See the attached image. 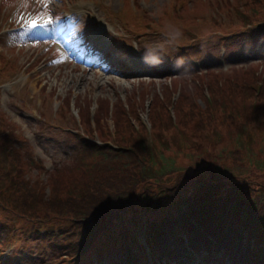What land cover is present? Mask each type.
Returning a JSON list of instances; mask_svg holds the SVG:
<instances>
[{"label":"rangeland","instance_id":"1","mask_svg":"<svg viewBox=\"0 0 264 264\" xmlns=\"http://www.w3.org/2000/svg\"><path fill=\"white\" fill-rule=\"evenodd\" d=\"M261 24L264 0H0V264H172L153 259L155 240L132 215L102 217L85 234L34 200L64 197L77 168L101 154L78 136L149 140L173 159L178 172L146 185H183L133 202L139 212L176 209L183 186L220 170L264 192ZM122 61L140 69L125 74ZM257 210L252 246L264 245ZM120 218L136 223L122 238L112 230ZM81 236L94 247L74 255Z\"/></svg>","mask_w":264,"mask_h":264},{"label":"trees","instance_id":"2","mask_svg":"<svg viewBox=\"0 0 264 264\" xmlns=\"http://www.w3.org/2000/svg\"><path fill=\"white\" fill-rule=\"evenodd\" d=\"M144 142L140 140L136 145L126 148L108 147L110 144L107 147H98L92 144L94 151L101 154L93 163L77 168L78 172L68 183V193L64 197L56 195L46 199L42 193L34 200L45 204L52 211L53 217L77 222L82 227L85 226V232H88L102 217L119 218L122 213L120 211L131 202H137L144 197L152 202L158 191L173 196L183 185L177 179L158 191H153L146 185L150 181L159 184L163 176H173L178 171L171 158H163L165 162L163 160L159 167L153 166L154 158L151 156L149 143ZM236 176L223 170L203 175L192 183L191 189L187 190L183 186L184 193L179 198L176 210L167 209L165 212L151 214L154 217H149L147 231L155 240L152 245L154 257L161 258L170 254L175 256V264H184L183 253L185 249L186 253L188 251L186 245L193 249L201 247L203 242L207 243L208 248L216 244L207 236L210 228H217L211 235H231L235 238V243L254 238L259 233L256 222L260 221L261 213L257 208L264 206V192L256 195L246 193L240 186L243 178ZM210 186H214V191L209 190ZM150 193L154 196L149 197ZM249 223L255 231L253 235L241 239L240 230L249 227ZM80 245L82 248L88 245L86 238L80 237L78 252L81 251ZM169 245H173L176 250L171 252ZM212 248L215 249V246ZM231 260L233 264H264V246H252L248 243L242 247L236 246L231 251ZM207 263L224 264V261L220 257L217 259L211 256Z\"/></svg>","mask_w":264,"mask_h":264},{"label":"snow or ice","instance_id":"3","mask_svg":"<svg viewBox=\"0 0 264 264\" xmlns=\"http://www.w3.org/2000/svg\"><path fill=\"white\" fill-rule=\"evenodd\" d=\"M31 23H32V26H35V21H32Z\"/></svg>","mask_w":264,"mask_h":264},{"label":"clouds","instance_id":"4","mask_svg":"<svg viewBox=\"0 0 264 264\" xmlns=\"http://www.w3.org/2000/svg\"><path fill=\"white\" fill-rule=\"evenodd\" d=\"M154 59H157V58L154 57Z\"/></svg>","mask_w":264,"mask_h":264}]
</instances>
